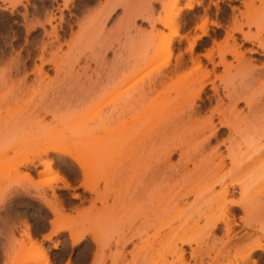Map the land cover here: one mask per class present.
<instances>
[{"label":"rangeland","instance_id":"rangeland-1","mask_svg":"<svg viewBox=\"0 0 264 264\" xmlns=\"http://www.w3.org/2000/svg\"><path fill=\"white\" fill-rule=\"evenodd\" d=\"M18 1L19 0H0V97L1 95H5L8 99V97H10L8 95H11L9 93H12L10 91H13L15 87H19L18 85L22 83L21 87L23 86V89L21 87L18 89L21 90L20 92L23 90L24 94L22 93L20 95L19 92L18 95H20V97L23 95V100H28L27 102H29V104L27 105V102L24 101L25 105L29 106L32 104L33 106L36 104L37 109L39 110L40 108V111H43L44 114V110L50 106L51 109H58V112L59 108L60 111L62 108L66 109V107L69 106L68 104L74 103L76 99H82V101L80 100L82 104L80 101H75V103H80L79 106L87 105L89 98H91L90 90L95 88V83L99 82V80L101 81L104 79L105 81L108 79L109 81L115 78L113 81H116L120 76L125 83L122 91L124 88V90H127V88L128 90L129 88L132 89L125 92L122 96H120V94L119 98L110 93H106L107 95L105 94V96L101 98L99 97L100 99L98 100L100 104L104 102V104H109L111 106V108H109L107 107L108 105H104L105 107L101 105L102 108L104 107L106 109L105 111L103 108L102 112H109L110 109L112 110L113 105L124 107L121 120L117 119L120 120L119 122L123 123L124 126L122 125V132H120V134L118 133L119 135L117 134L115 137L109 136L110 138L114 137L112 139L106 138L108 140H106L107 143L104 142L102 146L104 152H102V155L100 154V157H91L90 154L81 156V159L86 157L83 160H88V162L85 163L86 165L84 164V170L86 169L88 171L86 174L83 173L80 167L75 164L71 158L65 155L60 156L55 153H49L51 154L49 156H54L53 159L55 161L52 170L47 172L42 171L44 167L43 162L47 159V156L42 154L37 155L40 150L38 146L30 145L31 147L27 148L19 147V150L16 146L13 148L11 145V148L8 140L3 141L4 144L0 145V264H164L165 262L169 263V261H174V255L169 254L170 252H167L168 250H166L165 246L160 248V245L163 246V243H158L161 239L156 237L159 236L162 238L164 233H168L167 231H169V228L166 225V221L154 223L151 221L153 219L152 213H148L147 215L150 217H147L150 223H148V219L147 221L143 219V216L147 213L146 207H148V201L145 198H143V200L140 199L141 195H139L140 197L137 196V201H135L138 202L137 205H139L140 208L135 205L136 207H134L136 210L133 208L131 211L128 210L126 212L125 210L112 208L110 211L107 210L108 212H106L102 206V209L99 211L96 210L94 214V210L90 211V208H92L91 199H94L95 195L91 192L89 187H92V183H97L99 186V188L97 186V190L100 192L98 193L101 194L102 201H105L107 205H112L114 202L119 203V199H122L121 197L123 196L126 201H129L128 194L130 195V193H133L134 189L140 188L147 182L146 180L150 175V169L164 162L165 156H163L162 160L161 150L171 148L177 140L176 134L178 132L180 133L181 130L175 133L172 125L171 130L175 134H173L172 131L171 133L169 132L170 120L176 118L173 115L176 112L174 111L173 113L172 108L178 103L183 105L182 108L181 105L178 104L180 106L179 108H182V111L184 108L186 109H184V113L180 112L184 118V114L188 112L187 110L191 107V104H193L194 107L195 105L200 106L201 104H206V106H208V102H206L208 95L212 98L211 100H213L212 104L214 106L215 101L213 97H215L216 94L214 96L212 87H216L217 94L219 97L222 96V98H225V96H223V94L225 95L227 92L225 90L233 91L235 88L241 95L242 93L244 96L247 94V99L255 105V109L253 108L254 112L252 110L250 112V110L243 105L244 103H239L240 105L238 106L243 109L242 115L250 113L257 115V117L260 115V118H262L264 115V97L261 96L262 86L264 85V72L262 67V64L264 65V51H262L259 45L255 44H258L257 41L264 42V0H177L175 2L173 0H119L122 6L107 19L102 28L99 27L100 24H94L92 20H98L96 22L99 23L101 17L99 19L98 17L100 16L101 9L103 11V8L100 7H104L101 5H103V2L105 4V0H99L100 2L98 0H72L68 6H64L62 0H21V3L17 4L15 8L11 6ZM188 2L191 3V9H181ZM49 15L50 18L53 17L54 19L51 20V23L53 26L55 25V27H57L56 32L59 36L58 40H54L53 35H51L50 39V32H52L53 26L51 27L50 25L52 24L49 22L47 23V17L49 18ZM119 17L124 19V24H122L124 26L121 28L120 32H117L116 27L118 26H116V22L120 19ZM122 19L120 21H122ZM35 20L40 21V23L43 22V24L45 22L43 26L45 31L48 32V35L46 32L44 33L43 28L36 27L38 21L35 22ZM158 20L173 21L172 24L175 26L176 32L173 33L168 27L161 25L159 22L157 23ZM255 20L259 22L258 25L254 24ZM151 21L154 22L152 23V25L154 24V26H152L153 28H151ZM212 22L218 23L219 25L216 26L212 24ZM39 24L37 26H40ZM27 25H29V27ZM32 25L34 29L31 27ZM202 26H205V34H202V29L200 28ZM237 28L242 31H236L238 30ZM102 30L105 34L109 35L110 33L111 36L109 40H112L113 42H111L114 43V47L107 49L105 52L104 48H101L104 46H96L98 42L100 43V38L103 37V32H100ZM249 36H254V38L249 39ZM117 37L121 40L122 44V48L120 47L119 49H117V43L115 42L119 40ZM42 43L45 44L44 47L46 48V52L44 50V56L46 59H51L53 57L52 59L55 60L58 55L56 60L59 61L58 68H60V70L58 71L57 69V72H55L53 65L48 63L44 68L47 72L46 75L41 77V79L37 76V79H40L37 80L34 79L35 75L31 73V68L33 67V60L31 58L35 60L36 64L39 63L38 60H36V56L41 50ZM158 43L168 44L170 47L166 50L164 49L165 51L163 50L164 52H161V54L156 51L157 54L154 50ZM189 43L193 44V46L191 44L192 48L190 49ZM47 44H49V47ZM27 51L29 52L26 53ZM18 52L21 53V63L25 61L27 64V72L29 71V74L24 80V74L17 70L16 72V67L14 68V65L12 66L11 61H9L11 57H15ZM53 53L57 54L55 55ZM26 54H28V57H31L29 58L30 60ZM59 54L62 56L60 57ZM49 55L52 57H49ZM84 64L88 66V68L84 67ZM20 65L18 66L21 67ZM160 71H163V73H160ZM116 76L118 78H116ZM96 78H98L97 81ZM161 78L162 80L163 78L165 79L164 82ZM55 79L63 80L58 81V83ZM51 80L57 83L55 84L54 82L53 84ZM150 80L155 81L156 88H153V86V91L151 88H148L149 90L145 88L148 86ZM160 80L163 83L162 85L159 83ZM203 80H208L207 84L203 87L205 90L202 89L204 91L203 93L199 90L200 96H197L199 95V85ZM41 81L43 83H41ZM49 81L54 85L52 86L56 88L50 87ZM156 81L160 85H158ZM92 83L95 85L92 86ZM140 85H146L142 86V89H144V92H146V89L150 93L143 94L142 92V101H139L141 96L139 97V94H137L139 90V93L142 91ZM91 86L94 88H91ZM24 88L26 90H24ZM51 88L54 94L50 92ZM58 88L59 90L61 89V92ZM16 90L14 89L13 93L18 98L15 92ZM27 90L31 94H29ZM87 90L90 91V94ZM87 94L89 95L87 96ZM79 95L81 97H79ZM92 95V97H94V94ZM145 95L147 96L144 98ZM4 97H2L3 100ZM114 98L117 100L114 102L111 101L112 99L115 100ZM133 99H137L138 101H135L137 103H134ZM3 100L0 104L4 103ZM10 100L11 99H8V101ZM5 101L7 102V100ZM66 101L67 104H65ZM224 101L226 102V100ZM230 101L227 100L226 103L224 102L226 107H228L229 103L233 102ZM22 102H20V104H22ZM111 102L114 104L112 103L113 105H111ZM63 103L67 106L65 107ZM75 103L72 105L75 106ZM131 104L135 107L132 108V110H130V108L133 107L130 106ZM25 105L23 104L22 106L27 107ZM187 105H190L189 108L185 107ZM262 105L263 107H261ZM32 106L27 107L26 110L29 108L32 109ZM41 106L47 107L41 108ZM197 106L195 108H198ZM256 106L258 107L257 109ZM175 108L179 110L177 107H174V110ZM65 109L62 110L64 111ZM107 109L109 110L107 111ZM127 110L130 112L124 113V111ZM202 110H205L204 113L200 110L199 112H194L195 114L198 113L197 115L194 114V117L196 116L198 119H193L192 121L190 117L192 121V123L190 122L191 124L188 122L187 118L183 120L189 123L186 122L189 129L191 128L194 132H197V130L199 133L202 132L201 128L205 124V120H203L204 124L196 129L194 126L198 123L195 122H198L199 119H203L202 117L207 113L204 117L206 119L209 114L206 109ZM40 111L39 113L41 114L42 112ZM94 111L97 113V110ZM9 112L6 114V111H2L0 115L2 117L3 114V119L1 118L0 120L2 125L7 122ZM26 113L28 112L26 111ZM177 113H179V111ZM91 114L92 113H88L87 116L83 114V116H85L84 120L89 119L90 117L88 116L92 117L93 114ZM103 114L104 113L100 114L99 117L103 116ZM108 114L105 116H108ZM171 114L173 116H171ZM44 118L47 125L48 123L52 125V121L48 122L50 118V120H52L50 113L44 114ZM172 120L174 121V119ZM94 121L98 123L100 118H96ZM199 123H201V120ZM29 124H31V127L28 128ZM186 124H184L185 126L181 124L184 130H186H182L183 134H180L187 137L184 138L180 134L178 136H181V139H184V141L193 134H196L198 138L197 133L193 132L191 136L189 135L190 130H187L188 126ZM47 125L44 127H49V125ZM32 126L34 127L36 125L27 123V128L26 125L23 127L26 129L31 128L34 132ZM197 126H200V124ZM51 127L52 126L49 127V132H51V130L56 132L59 129H55L57 126H55L54 123L53 128ZM20 129L22 130L24 128H19V130ZM26 129L22 130L23 133L19 134L26 135L28 131L30 132V130L27 131ZM41 130L43 129L41 128L38 132H42ZM17 131H15L16 135L19 132ZM43 132H45V130H43ZM15 133L12 135H15ZM98 134L101 133H96V135ZM41 135L40 133V136ZM201 135L202 134H199L200 137ZM226 135L227 134H224L222 139L227 137ZM93 136L94 135H92L91 138ZM202 136H205V134ZM75 137L72 136L67 138V140L63 141L61 147L73 149L77 140ZM98 137L96 136V138ZM91 138H88L89 140L86 139L88 140L86 142L93 143ZM193 138L196 139L195 136ZM92 139L95 140V138ZM179 139L180 137L178 140ZM189 139L187 143H189L192 138ZM203 139L204 138H202V140ZM194 140L192 139L191 146L187 144L188 147L190 146V149L184 144V146H186L184 148L188 149L190 153H188L189 155L186 154L187 156L184 155L185 157H183V160L190 157L193 162L199 161L200 165L197 164L202 167L206 166L202 162L206 163L204 160L209 158L211 153H213V149L220 146V152L223 155L227 153L225 145H220L221 137L218 139L220 141L211 140L209 143L207 142L209 145H205L204 143H206V141L203 142V140L202 142L199 141L196 143L197 146L195 144V146H192L194 142H197ZM200 142L204 147L199 145ZM234 142L236 143V141ZM234 145L237 146V143ZM200 146L203 149H201ZM240 148V155H244V159L250 157L251 150L247 147V149L244 147V149H246L244 150L241 146L238 148L239 151ZM131 151L132 155L129 157ZM135 151L137 154H133ZM127 153H129V155L126 156ZM177 155L178 153L174 152L167 161L168 164L174 165L175 162H178L179 155ZM87 156H90L89 158L91 159L89 160ZM25 159H31L34 165L18 164ZM228 160L227 158V165H229ZM160 161L163 162L161 163ZM209 161L211 162V160L208 159V163L206 164H209ZM175 165L177 164L175 163ZM192 165L193 163L190 160V162L187 163L189 170L193 168ZM130 169H132V171ZM227 170L228 169L214 171L211 173L212 178H210L216 180V177H219V179L221 177L225 179L226 182L231 181V177L235 180L240 178V174H237L239 173L238 171H235V173L231 175L232 171ZM258 174L259 177L244 185L243 190L253 197V202L255 204H264V167H258ZM85 175L87 176L86 178ZM202 177L203 176L200 175L197 181L192 184L194 186L197 184L194 187V191L192 190L193 187L192 189H188L189 192L190 190L192 192L187 195V199L189 203L194 202L196 197L202 199L200 207H202V211H204L209 200L219 192L220 186L216 184L213 193L208 195V191H206V188L203 189L202 186L206 185L209 179H207L208 181L205 179L200 181ZM110 178H112V180H109ZM107 179L110 181H108L109 185L106 182L108 186L104 184ZM211 179L210 181H214ZM45 180L51 181L52 186H43ZM63 180L68 183V187L64 186ZM199 181L201 184H199ZM104 185L106 188H104ZM170 185H172V183H170ZM234 190L233 195L237 197L236 199H239V188L235 186ZM126 192L128 193L126 194ZM58 203L60 204L59 206L62 207L64 215H68L66 216L67 219L65 218L66 220H63V223H66L67 226L70 227V231H61L51 236L49 239H46L45 236L50 233L52 229L51 220L55 218L54 214L49 210L48 205H58ZM96 205L97 208H100L102 204L99 201L96 202ZM141 211L143 215L139 214ZM193 216L195 220L196 215L193 214ZM215 216H218V213H216ZM233 216L235 224L230 236L232 237V239H230V245L226 242L228 238H226L223 224H218V227L214 229L209 227L204 229L205 225L203 224V218L200 220L198 226H191L187 228L186 231H177V234H185L187 239L190 240V244H186L183 247L186 251L185 260L190 261L191 264H195L189 259L188 254L190 251H194L203 258V264L211 263V259H214L216 264H241V250L245 247L253 246L260 241L263 251H256V253L252 255V259L255 257V259H257V264H264V234H262L264 232V223L257 225V228L259 230L261 229L262 232H256V228H249L245 225L246 222L251 223L249 220H253L255 217H245L240 209L234 211ZM135 218L138 220L136 219L135 222L131 223ZM176 219L172 220L174 221L172 222V226L177 227L180 220L178 218ZM129 221L130 223H128ZM136 225H139L138 228ZM176 227H172V230ZM26 229L29 230L30 238H32L31 240L33 243L30 242V239L26 236ZM69 232H80V234L83 235L82 241L78 245H72L69 239ZM169 232H171V230ZM123 233L127 236L134 235L135 240L133 243H129L125 247H122L121 242ZM94 237L98 238L99 243L98 245L96 244L97 246L93 243ZM155 237L158 240L155 239ZM156 240L157 242H155ZM116 241L119 242L117 243ZM233 241H237V246H233ZM54 244L56 245L53 246ZM177 244H179V242H177ZM157 250L159 253H157ZM246 263L247 262L243 264ZM248 264H250L249 261Z\"/></svg>","mask_w":264,"mask_h":264},{"label":"bare ground","instance_id":"bare-ground-1","mask_svg":"<svg viewBox=\"0 0 264 264\" xmlns=\"http://www.w3.org/2000/svg\"><path fill=\"white\" fill-rule=\"evenodd\" d=\"M71 1L72 0H62V3L64 4V6H68ZM173 1L175 2L177 0H173ZM19 3H21V0H19L18 2H15L11 6L15 8V6L17 4H19ZM23 6H26V5H23ZM101 6H104V7H100V8H103V11H102V9L100 11V16L98 17V19L100 17L101 18H100L99 23L96 22L98 20H96V21L94 19L92 20L94 22V24H96V23L98 25L100 24V26H99L100 28H102V26L104 27V23L107 21L108 18H110V16L118 8H120L122 6V3L119 0H117V1L116 0H114V1L113 0L112 1L105 0V4L103 2V5H101ZM191 7H192L191 3L188 2L181 9H191ZM10 12H11V10H10ZM47 19H48L47 23L49 22L50 24H52L51 20L53 19V17L50 18V15H49V18L47 17ZM121 19L122 18L118 19L117 22H116V26H118V27H116L117 28L116 29L117 32L118 31L120 32L121 28H123V26H124V25H122V24H124V21H123L124 19H122V21H120ZM58 20H59V18H58ZM25 21H28V20H25ZM37 21L38 20H35V22H37ZM92 21H91V24H92ZM158 22L161 25L166 26L169 29H171V31L173 33L176 32L175 26L172 24L173 21L171 22L170 20H165V21L158 20L157 23ZM254 22L253 23L256 24V25L259 24V22L256 21V20ZM39 23H40V21H38L37 25ZM77 23H78V21H77ZM152 23H154V22L151 21V28H153L152 26H154V24L152 25ZM44 24H45V22H44ZM44 24H43V22H41L39 24L40 26H37L36 23H35L36 27L43 28L44 33L46 32L47 35H48V32L45 31V28L43 26ZM212 24H214L216 26L219 25L218 23H215V22H212ZM33 25L31 26L32 28L34 27ZM24 26L26 27L25 24H24ZM27 26L29 27V25H27ZM50 26L52 27L53 24L50 25ZM89 26H90V23H89ZM99 27H98V29H99ZM32 28H30V29H32ZM200 28L202 29V34H205V26H202ZM154 29H156V28H154ZM237 29L238 30H236V31H238V32L242 31L239 28H237ZM26 31L28 32L27 29H26ZM56 31H57V27H55V25H54L52 27V32H50L51 33L50 34V39H51V35H53L54 40H56V39L58 40L59 36L57 35L58 33ZM100 32H103V30L100 31ZM110 36H111L110 33L108 35V34H105L103 32V37L100 38V43L97 41L98 45H96V46H99V45L104 46V47L100 46L102 49L104 48V52L107 51V49L113 48L114 47V43H112L113 42L112 40H109ZM248 38L249 39L250 38L253 39L254 36L253 37L249 36ZM117 39H119V38L117 37ZM244 39H247V38H244ZM249 39H247V40H249ZM256 39H257V37H256ZM115 42L117 43V46H116L117 49H119L120 47L122 48V44H121V40L120 39L116 40ZM257 42H258V44H255V45H259V47H261L262 51H264V42L263 41L262 42L261 41H257ZM58 43H57V45H58ZM192 43H189L190 44L189 49L192 48L191 47ZM160 44L161 43H158L159 46L156 45V48L154 50L155 53H157L156 51H158V53L161 54V52H164L166 49H168L170 47V45H168V44L167 45H165L163 43L161 45ZM41 45H42V47L40 48L41 50L38 52L39 54L36 56V60H38L39 63L36 64L35 60L33 58H31V57H28V54H26L28 59L31 58L33 60V65H32L33 67L31 68V73L33 75H35L34 79H37L38 78L37 76H39L40 79H41V77H44L46 75L47 72H46V70H44V68H45V66L48 63L49 64L51 63L53 65V67L55 69V72H57L56 71L57 69H58V71L60 70V68H58V62L59 61L56 60V58H58V55L55 58V60L52 59L53 57L51 55H49V57L51 56L52 60L50 58H49L50 60L48 58L46 59L45 56H44V50L46 52V48L44 47L45 44L42 43ZM47 45L49 47V44H47ZM192 46H193V44H192ZM57 48H59V47H57ZM28 52L29 51H27L26 53H28ZM255 52H257V51H255ZM57 53H53V54L56 55ZM20 54L21 53L18 52V54L15 57H13V58L11 57V59L9 61H11V65L12 66L14 65V68L16 67L15 71L17 70V71H20V72H22L24 74V77H23V80H24L25 77L29 74V71L27 72V64H26V62L22 61V63H21ZM48 54H50V53H48ZM221 55H223V54H221ZM59 56L61 57L62 55L59 54ZM77 58H76V60H77ZM18 65H20L21 67H19ZM84 67L88 68V66H86V65ZM262 67H263V72H264V65L263 64H262ZM83 68H81V69H83ZM260 71H262V70H260ZM9 72H10V70H9ZM161 72L163 73V71H160V73ZM160 73H159V75H160ZM260 75H262V74H260ZM97 76H98V74H97ZM116 78H118V77L116 76ZM164 78H165V75H164ZM164 78H163V80L161 78V80L163 82L166 79V78L165 79ZM40 79H37V80H40ZM62 80L61 79H57L56 81L58 82V81H62ZM97 80H98V78H96V81ZM113 80H109V81H108V79L105 80V81H104V79L101 80V81L99 80V82L95 83L96 85L92 83V86L95 85V88L91 86V88H94V89L90 90L91 91V98H89L90 96L88 97L89 98V102H88V104L86 103L87 105L79 106L80 103L82 104V102H81L82 99H79V100L76 99L75 101H78V102L80 100L81 101H80L79 104L77 102L75 103V101H74L75 106H73L74 103H69L68 102L69 106L66 105L68 107L67 108L65 106V104H67V101L65 102V104L63 103L67 110L65 108H62V109H65L66 111L65 110L63 111L62 109L60 111V108H59V112H58V109H56L57 110L56 111V110H54V108H52L53 109L52 110L50 108L51 106L46 108L45 109L46 111L44 110V114H47V113L49 114L50 113V115L52 116V120H50L51 119L50 118L48 120V122L52 121L54 123V125L57 126V127H55V129H58V128H59L58 130L61 129L60 131L57 130L56 132L54 130L53 131L51 130V132L48 131L50 126H52L51 128H53V123H52V125H51V123H48L49 127H44V126L47 125V123L45 121L43 111H40V108L38 110L36 104H34L33 106H32V104H30L33 108L32 109L29 108L28 110H26L27 107H31V106L30 105L27 106L29 104V102H27L28 101L27 99L23 100V98H24V97L22 98L23 95L20 97V95L23 93V90H22V92H20L21 90H19L21 85H22V83H21L20 85H18L19 87H15L14 88L15 90L17 88V90H18V92H17V90L15 91L17 93V95L20 92V95H18V98L13 93L14 89H13V91L12 90L10 91V92H12V93H9L11 95H8V96H10V97H8V99H11L10 101H8V99L6 98L5 95H4L5 97L2 96V95L0 97V102L3 100L2 97H4V100H3L4 103L2 102L3 104H0V115H1L2 111H4V112L6 111V114L10 111L8 116L5 115L8 118L7 122L3 123V125H2L1 124L2 122L0 121L1 122L0 123V145L4 144L3 141L8 140L10 146L12 145L13 148H15V146H16V148L18 147L19 150L22 147H25V148L31 147L30 145L38 146L40 148V150L38 151L37 155L42 154L44 156H47V159L44 160V162H43L44 163V167H43L42 171H45V172L51 171L52 168L54 167V165H55V161L53 159L54 156L53 157L49 156V155H51L49 153H53V154L55 153V154L60 155V156H62V155L63 156L64 155L68 156L69 158H71L75 162V164H77L80 167V169L83 171L84 174H86V172L88 173V171L86 169L84 170V168H85L84 164L86 162H88V160H83L86 157H84V158L82 157L83 159H81V156H83V155L86 156L87 154H90L91 157H100L102 155V152H104L103 147H102L104 142L107 143L106 140L114 138L115 136H117L118 133L120 134V132H122V128H123L122 125L124 126L123 123L119 122L121 120V116L123 115L122 112L124 110V107L123 106H118L117 107L116 105H113L114 104L113 102L116 101L117 99L114 98L115 100H113V99L111 100V101H113V102H111V105H113L112 110L111 109L110 110L107 109V111L109 110L110 113L109 112L105 113L104 111L102 112V110H103V108L106 105H108L107 107H109V108H111V106L109 104H104V102H102V104H100V101L98 100L102 96H105L106 93H110L111 95H115V97L119 98L120 96L124 95L125 92H127V91L132 89V88H129V90H128V88H127V90H124L125 89L124 88L123 91H122V88L124 87L125 83H124V80L122 78H120V76H119V78L116 81H113ZM161 80L159 81V83L162 85L163 83H162ZM2 81H4V80H2ZM51 81L53 82V80H51ZM157 81H156V83L158 85H160ZM207 81L208 80H203L202 83L199 85L200 87L198 89V94L200 93V91H202V93L204 92L202 89H204L203 87L205 86V84H207ZM54 82H53V84H54ZM57 82H55V84ZM92 82H94V81H92ZM41 83H43V82L41 81ZM53 84L50 83V81H49V86L51 85L50 87L56 88V87H53L54 86ZM146 85H142V86H146ZM55 86H57V85H55ZM142 86L140 87L141 89H142ZM152 87L156 88L155 81H151L150 80L148 82V86L145 87V88H147V89L151 88V90H152L153 89ZM91 88H89V89H91ZM215 88L216 87H212V89L214 91V96H215V94H216V96L213 97L212 96L213 93L211 94V96L214 98V101H215L214 102V104H215L214 106L212 104L213 100H211L212 98H210L209 95H208V97L205 95L207 97V101L206 102H208V106H206V104H203V105L201 104L202 106L201 105L200 106L195 105V107L197 106L198 108H195L193 106V104H191L190 108H189L190 105L189 106L188 105L185 106V107H188L189 109L187 108L188 112L186 111L187 115L184 114V118H187L189 123L190 122L192 123L193 119H198V118H196V116L194 117V114H195L194 112H199V110H200L201 112L204 113L205 110H202V109H206L207 112L209 113L208 116L206 117V119L204 117L206 116L207 113L202 117L203 119H199L198 122L197 121L195 122V123H198L197 125L200 124V126H197V125L194 126L195 129H196L197 127L200 128L204 124L203 120H205V124L201 128V131H202L201 133H199L198 130H197V132L196 131L194 132L193 130H191V128L189 129V126L186 124L187 121L186 120L183 121L184 118H183V115H181L182 113L180 114V112L184 113V109L185 108L182 111L183 105H181L179 103L178 104L181 105L182 108H179L180 106L178 104H175L174 107L179 108V110L176 109V108L174 110V107L172 108L173 109V113H174V111L176 112V113L173 114L174 117H176V118H172V119H174V121L172 119L170 120L171 123H169V126H170L169 132L171 133V131H172L171 128H172V125H173V131L175 133H177L176 131H180V130H181L180 133H182V130H184L183 126H185L184 124H186L188 126L187 130H190V134L189 135L191 136L193 134V132H194V133H197L198 138H199V140H198L196 134H193L196 137V139L193 138L194 137L193 135H192L193 137L192 136L189 137V138H192L193 140L195 139L197 141V142H194L192 146H195V145L197 146L196 143H198L199 141L202 142L203 140H204L203 142L206 141V143H204L205 145L207 144V142L209 143L211 140L220 141L218 139L221 137L220 145L221 144L225 145V147L227 148L226 149L227 153L225 155H223L220 152V146L217 147V148L214 147L216 149H213V151H212L213 153H211V155L208 158V159L211 160V162L209 161L210 163L206 164V163H208L207 162L208 159L204 160V161H206V163H204V162H202V163L204 165H206V166H202L203 168L201 166H199L200 165L199 161L193 162V160L190 157H189L190 159L188 158V159H184L183 160V157L189 155L188 153H190V152H188V149H190L189 147L191 146L192 139H191V141L189 143H187V141H189L190 139L189 138L185 139V141H186V143H185L184 139H181V136H178L180 134L178 132L176 134L177 135V140H176L175 144L171 148H167L166 150L165 149L161 150L162 151L161 152L162 160H163V156H165L164 162L162 161L163 162L162 163L160 161L162 163V164L160 163L161 165L157 164V166H153V168L150 169V175L148 176V178L146 180L147 182L145 184H143L140 188L134 189L133 193H130V195L128 194V196H129L128 200L129 201H126V199L123 198L124 197L123 196V197H121L122 199H119L120 201L118 200L119 203L114 202L112 205H107V203H105V201H102V199H101V194H99L100 192H99V190H97V186H98L97 183L94 182V184L92 183V187H89L91 189V192H93L94 195H95L94 196L95 198L91 199L92 200L91 201L92 202L91 203L92 204L91 207L93 209L90 208V211L94 210V214H95L96 210L99 211L100 209H102V206H103V208H104V210L106 212H108L107 210L110 211L112 208L125 210L126 212L128 210L131 211L133 208L136 207L135 205H137V203H138V202H136L137 201L136 199H137V196H139V195H141V197L143 196L142 198L139 196L140 199L145 198L148 201V207H146L147 208V213H145V215L143 216L144 217L143 219H145L144 221H147V219L150 218V217L147 216L148 213H150V214L152 213L151 215H152L153 219L151 221H153L154 223H160V222L162 223V221H166V225L169 228L168 230L169 231L171 230V232L167 231L168 233H164V234H167V235L163 234L162 238H160L159 236H156L158 239H161V240H159L158 243H163V246L160 245V248H163L165 246L166 250H168L167 252H170L169 254L174 255L173 257L175 258L174 261H171V262L169 261V263L165 262L164 264H191L190 261H186L185 260L186 259V257H185L186 251L183 248L184 245L190 244V240L187 239L185 234H177L176 232L177 231H186L187 228H190L191 226H193V227L194 226H198V224H199V222H200V220L202 218H203V224L205 225L204 229L206 227L214 229V228L218 227V224H220V223L223 224V228H224L225 233H226V238H228V240L226 242L229 245H230V239H232V237H230L231 236V232L233 231V227H234V224H235L233 212L238 210V209H240L244 213L245 217L246 216L247 217H251L254 214L255 216L253 215L252 217H255V219L254 218H253V220L250 219L251 221L249 220V222H251V223L246 222L245 225H247L249 228H256V232L257 231H261L262 232L261 229L259 230L257 228V225L264 223V221H263L264 220V204H262V203L255 204L253 202V197L251 195H249L248 193H246L243 190V188H244V185L249 183V181L255 180V179H257L259 177L258 167L259 166L264 167V161H263L264 160V117H263L264 115L262 116V118H260V115H259V117H257V115L250 114V113L247 114V115H242L243 109H241L238 106V105H240L239 103H244L243 105L248 110H250V112H251V110L253 111V108L255 109V105H253L247 99V94L244 96V94L242 93V95H241L240 93H238L236 88H235V90L232 89L233 91L225 90L227 92L225 93V95L223 94V96H225V98L223 97L224 100H226V102H227V100L228 101H230V100L233 101V102L230 101L232 104L229 103V105H231V106L228 105V107H226L225 106L226 104H224L225 101L223 100L222 96L219 97V95L217 94L218 92H217V90ZM262 88L263 89H262V92H261V96L264 97V85L262 86ZM51 89H50V92L52 94H54L53 89H52V91H51ZM24 90H26V89L24 88ZM58 90H59V88H58ZM90 91L87 90V92H89V94H90ZM139 91L137 93V94H139L138 95L139 97L141 96L139 98V101L140 100L142 101L143 100L142 99L143 98V94H145V93L147 94V93H149V91H147L145 89L146 92H144V89H142V91L140 92L141 94L139 93ZM27 92H28V90H27ZM142 92H143V94H142ZM28 93L31 94L30 92H28ZM58 94H59V92H58ZM89 94H87V96ZM92 94H94V97H92L93 96ZM146 96L147 95H145L144 98ZM197 96H200V94L197 95ZM13 97H15V98H13ZM19 97H20V99H19ZM79 97H81V96L79 95ZM134 97H132V98H134ZM1 98H2V100H1ZM197 98H199V97H197ZM21 99L23 100V102H22ZM5 100H7V102ZM136 100L133 99L134 103H137V102H135ZM19 101L22 102V104H20ZM24 101L27 102V105H25ZM23 104L25 106H27V107H23L22 106ZM70 104L71 105L73 104V105L71 106ZM15 105H16V107H15ZM101 105L102 106L105 105V106L102 108ZM130 106H133V107L130 108V110H132V108H135L134 105H132V104ZM44 107H47V106H43V107L41 106V108H44ZM261 107H263V105ZM257 108L258 107L256 106V109ZM47 109H49V110H47ZM24 110H25V112H24ZM41 110H43V109H41ZM94 110H97L96 111L97 113H95ZM104 110L106 111L105 108H104ZM22 111L24 112V114H23ZM26 111L28 113H26ZM39 111L42 112V113L40 114ZM87 111H89V112H87ZM178 111H179V113H177ZM101 112L104 113V114H103V116L99 117V115L102 114ZM125 112H130V111L127 110V111H124V113ZM86 113L87 114L88 113L89 114L92 113L93 116L92 117L88 116L90 118L84 120L85 116H87ZM42 114H43V116H42ZM83 114L84 115L86 114V115L83 116ZM107 114H108V116H105ZM197 114H195V115H197ZM173 115L171 114V116H173ZM2 117H3V114H2ZM2 117L0 116V120H1ZM190 117L192 118V121H191ZM96 118H100V121L98 123H96L94 121ZM117 119H120V120H117ZM116 120L118 121V123H117ZM200 120H201V123H199ZM179 122H180V125H179ZM27 123H32V125H36L37 126V127L36 126H34V127L32 126V128H34V132L32 131L33 129L31 130V128L30 129H26L27 128ZM24 125H26V128L23 127ZM29 125H28V128L31 127V124H29ZM65 125H67V126H65ZM58 126H60V127H58ZM43 127L47 128V129H44ZM19 128H24L27 131L30 130V132L28 131V133L31 134V135H29L26 130H25V132L27 134L26 133H24V134H26L27 136L26 135H20L19 133H23L22 130H24V129H22V130L20 129L19 130ZM38 128H40V129L42 128L43 130H45V132H43V130H41L42 132H38L40 130ZM177 128H179V129H177ZM14 129H15V131H17V130L19 131V132L17 131L18 132L17 135H16ZM46 130H47V132H46ZM174 132H173V134H175ZM204 132H207V133H204ZM14 133H15V135H12ZM40 133L42 134L41 136H40ZM69 133H70V135H69ZM96 133H101V134L96 135ZM186 133L188 134L187 131H186ZM198 133L202 134V135L205 134V136L201 135V137L204 138L203 140L199 136ZM182 134H180V135H182ZM224 134H227L226 135L227 137L224 136L225 138L222 139ZM18 135H20V136H18ZM75 135H76V137H75ZM92 135H94V136L96 135L97 137L98 136L99 137L96 138V136L95 137L93 136L92 138H95V140H93L91 138ZM184 135H185V133H184ZM72 136H74L75 139H77L76 142H75L74 148L73 149H67V148L61 147V144L63 143V141L67 140V138H70ZM109 136H114V137L110 138ZM179 137H180V139L178 140ZM182 137L186 138L187 136L185 137V136L182 135ZM88 138L89 139L91 138V141L93 143L86 142V141L89 140ZM106 138H108V139H106ZM86 139H88V140H86ZM234 141H236L237 146L234 145V144H236ZM181 142H182L183 146H182ZM201 142H200L199 145L203 146V144H201ZM226 143L228 144V146H227ZM184 144L185 145H187V144L190 145L189 147L187 145L188 149L184 148V147H186V146H184ZM207 145H209V144H207ZM217 145H218V142H217ZM12 146H11V148H12ZM241 146L243 147V149H244V147L245 148L247 147L249 150H251V155H250V157L245 158L246 160L243 157L244 156L243 153H242L243 156L240 155L241 154V148H240V151H239L238 148L241 147ZM201 149H203V148L201 147ZM243 149H242V152H243ZM246 149H244V150H246ZM174 152L175 153L177 152L178 155H179V156L177 155L179 157L178 162H175L177 165H175V163H174V165L173 164H168L167 161L169 160V158L172 156V154ZM135 153H136V151L133 154H135ZM127 155H129V153H127L126 156ZM131 155H132V151L130 152V156L129 157H131ZM121 156H122V154H121ZM213 156H214V158H213ZM87 157L89 158L90 156H87ZM227 158L229 159L228 160L229 161V165H227V163H226V159ZM90 159L91 158H89V160ZM190 160L193 163V165H192L193 166V168H192L193 170L192 169L189 170L188 167H187V163L190 162ZM21 163L22 164H26V165L27 164L34 165V162H32L31 159H25V160L21 161L18 164H21ZM169 163H170V161H169ZM222 169H224V170L228 169L229 171H232L231 175H233V173H235V171L236 172L238 171L239 173H237V174H240V178L239 179L237 178L235 180V179H233L231 177V179H230L231 181H229V182H226L225 179H223L221 177H220V179H219V177H216V180L215 179H211L212 178L211 177V173L212 172L220 171ZM130 170L132 171V169H130ZM200 175L203 176L200 181H202L203 179L208 181L207 179H209V181L206 183V185L202 186L203 189L206 188V191H208V195H211L213 193L214 186L216 184H218L220 186L219 187L220 188L219 192L209 200V202L205 206L206 209L204 211H202V207H200V202H201L202 199H199L198 197H196L194 202H192V203H189L188 199H187V195L192 192L191 190L189 192L188 189H192V187H193L192 190L194 191V187L197 184L195 186L192 185V184H194L197 181V179L199 178ZM86 177L87 176L85 175V178ZM55 179H57V178H55ZM210 179L214 180V181H210ZM109 180H112V178H110ZM109 180L107 179L105 182L103 181L104 184H106V186L109 185V182H110ZM200 181H199V184H201ZM106 182L108 183V185H107ZM170 183H172V185H170ZM43 184H44L43 186H46V187L47 186L48 187L52 186L51 185V181H49V180H45ZM63 184H64V186L68 187V183L65 180H63ZM106 186L104 188H106ZM235 186H237L239 188V190H238L239 191V197H240V198L238 197L239 199H236L237 197H235L233 195V193L235 191L234 190ZM189 187H191V188H189ZM98 188H99V186H98ZM127 193L128 192H126V194ZM99 201H100V203L102 205L100 206V208L99 207L97 208L96 207L97 206L96 202H99ZM59 205H60L59 203H58V205L57 204L48 205L49 210L54 214L55 218L53 220H51L52 229H51L50 233H48L45 236L46 239H49L51 236L56 235V234H58L61 231H68V230L70 231V227L67 226L66 223H63V220H66L67 219L66 216H68V215H66V216L64 215V213L62 211V207L59 206ZM137 206L140 208L139 205H137ZM135 210H136V208H135ZM138 211H140V210H138ZM144 211H146V210H144ZM216 213H218V216H215ZM139 214H142V211ZM193 214L196 215L195 220H194ZM142 215H140V216H142ZM172 215H174V216H172ZM260 215H262V216H260ZM137 218H138V216H137ZM137 218H135L134 221H132L131 223L135 222ZM176 218H178L180 220L179 223L177 224V227L176 226H172V222H174L172 220H175ZM131 220H133V219H131ZM130 221L128 223H130ZM148 223H150V220H149ZM134 225H135V223H134ZM136 226L138 228L139 225H136ZM172 227H176V228H173V230H172ZM25 234L30 239V242H32V240H31L32 238H30L29 230L26 229L25 230ZM262 234H264V232ZM250 235H251V233H250ZM126 236L127 235L125 233H123V235H122L123 238H122V242H121L122 247H125L129 243H133V241L135 240V236L134 235L127 236V237ZM160 236H161V234H160ZM156 237H155V239H157ZM69 239L71 240L72 245H78L82 241L83 235H81L80 232L79 233L78 232H69ZM157 240L155 242H157ZM237 241H233L232 242V244H234L233 246H237L236 245ZM116 242L118 243L119 241H116ZM177 242H179V244H177ZM93 243H95V245L96 244L98 245V243H99L98 238L94 237ZM165 243H166V245H165ZM55 245L56 244H54L53 246H55ZM166 246H168V247H166ZM262 248H263L262 244H260V241H259V242L255 243L253 246L251 245V246H248V247H245L244 249H242L241 250L242 251L241 252L242 253V262H241V264H243L245 262H247L246 264H248V261L250 262V264H257V259H255V257L252 259V255H254L256 253V251H261L262 252L263 251ZM157 249H159V248H157ZM96 251H97V249H96ZM94 253H96V252H94ZM157 253H159L158 250H157ZM188 254H189V259H191L195 264H203V258L200 257L199 255H197L194 251H190ZM159 255H161V254H159ZM258 260H259V258H258ZM211 261L212 262L208 263V264H216L214 259H211ZM227 264H229V263H227Z\"/></svg>","mask_w":264,"mask_h":264}]
</instances>
